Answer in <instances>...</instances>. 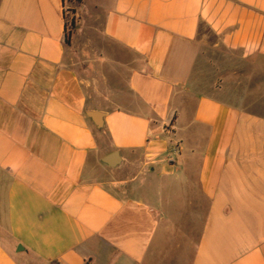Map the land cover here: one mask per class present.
I'll return each instance as SVG.
<instances>
[{
    "label": "crops",
    "instance_id": "1",
    "mask_svg": "<svg viewBox=\"0 0 264 264\" xmlns=\"http://www.w3.org/2000/svg\"><path fill=\"white\" fill-rule=\"evenodd\" d=\"M74 2L0 0V264H264V0Z\"/></svg>",
    "mask_w": 264,
    "mask_h": 264
},
{
    "label": "water",
    "instance_id": "2",
    "mask_svg": "<svg viewBox=\"0 0 264 264\" xmlns=\"http://www.w3.org/2000/svg\"><path fill=\"white\" fill-rule=\"evenodd\" d=\"M103 114V112L100 111H89L88 115L89 117H96L95 118V125L99 128L101 127V115ZM102 163L109 166V167H119L122 164V160L119 156V154L116 151H113L109 154H107L106 156H104L101 159Z\"/></svg>",
    "mask_w": 264,
    "mask_h": 264
},
{
    "label": "trees",
    "instance_id": "3",
    "mask_svg": "<svg viewBox=\"0 0 264 264\" xmlns=\"http://www.w3.org/2000/svg\"><path fill=\"white\" fill-rule=\"evenodd\" d=\"M68 1H75L76 3H80L81 2V0H68ZM73 10V9H72ZM73 12H74V10H73ZM65 20H66V22H65V35H64V41H65V43L67 44V45H69L70 44V39H71V35L74 33V31H75V27H76V24L74 23V21H73V19H72V21L70 22V24H69V27L67 28V15H65Z\"/></svg>",
    "mask_w": 264,
    "mask_h": 264
},
{
    "label": "rangeland",
    "instance_id": "4",
    "mask_svg": "<svg viewBox=\"0 0 264 264\" xmlns=\"http://www.w3.org/2000/svg\"><path fill=\"white\" fill-rule=\"evenodd\" d=\"M74 3H76V2H74ZM67 11H68L67 12V28L69 27V24L72 21V19H73V21H74V23L76 24V27H77V25L79 23V20L75 16V14H74L75 12H73V10L71 8L70 9H67ZM76 27H75V29H76ZM33 262H34V264H43V263H41L39 261H36V260H34Z\"/></svg>",
    "mask_w": 264,
    "mask_h": 264
},
{
    "label": "built area",
    "instance_id": "5",
    "mask_svg": "<svg viewBox=\"0 0 264 264\" xmlns=\"http://www.w3.org/2000/svg\"><path fill=\"white\" fill-rule=\"evenodd\" d=\"M65 11H66V10H65ZM67 12H68V11H67ZM66 14H67V13H66ZM171 151L174 152V153L179 152V146H178V144H175V145L172 147Z\"/></svg>",
    "mask_w": 264,
    "mask_h": 264
}]
</instances>
